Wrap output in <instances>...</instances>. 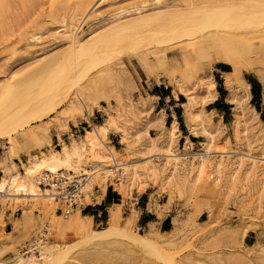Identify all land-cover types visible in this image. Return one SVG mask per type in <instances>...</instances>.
Segmentation results:
<instances>
[{
  "label": "rangeland",
  "instance_id": "1",
  "mask_svg": "<svg viewBox=\"0 0 264 264\" xmlns=\"http://www.w3.org/2000/svg\"><path fill=\"white\" fill-rule=\"evenodd\" d=\"M80 1L0 0V102L1 97L8 89L5 88L6 86L21 87L27 81L34 83L38 78L51 74L52 70L60 81L69 85L67 94L58 92L52 103L45 107L43 112L46 115L31 121L24 127L18 126L0 139V178L3 176L4 169L15 166L14 162L20 161L24 155L27 156L25 160L27 161L32 154L35 155L41 150L46 151L47 146L58 150V147L53 146L51 142L49 145L48 141V137L51 138L55 132L59 135L60 142L63 139V134L70 138L81 137L80 132L76 134L74 127L79 130L82 121L94 119L98 109L104 114V119H106L104 124H106L111 114L117 115L119 111L125 112L131 106L145 99L143 97L145 81L148 86H152L153 80L161 81L180 92L174 77L183 78L185 73L183 70L158 68L162 77L157 79L156 73L151 76L147 75L134 59L135 55L148 51L152 63L157 65L158 55L161 54L155 55V52L165 48L177 50L182 45L177 43L164 47L158 44V19L143 27L105 34L96 42L95 53L89 50L74 54L71 39L64 38L62 36L64 31L61 30L67 27L66 23H63L65 13L71 14L74 11L73 8L79 7ZM160 1L170 7L177 6L185 9L189 8V4L199 8L211 7L215 5L216 0ZM221 1L227 6L234 4L238 6L237 4L242 0ZM144 3L148 5L144 10L147 14L158 12V0H107L87 21L85 19L87 12L80 13V19L76 23L77 29L71 34L76 35L81 44H87L94 37L108 30L111 25L110 15L118 10L117 8L128 9ZM263 3L264 0H257L253 4L247 5L258 12L260 19L257 16L256 19L259 21L256 22L259 23L256 29L259 32L254 30L255 21L247 20L250 23L244 21L245 23L242 25L247 28L244 26L245 28L241 31L254 30V35L252 40L241 38L236 44L240 49H243L245 52L243 54L252 65L250 71L244 72V78L253 76L262 86L261 107L264 111V36L258 35L264 34L261 32L264 31ZM228 11L217 12L227 14ZM59 17L63 19L61 20ZM222 29L227 28L223 27ZM59 31L61 33L57 34ZM40 32L44 33L43 39L41 37L40 42L31 41L32 36ZM151 52L154 55H151ZM176 52L178 53V50ZM213 56L214 53L211 56L197 54L196 59L187 68L186 82L191 90L188 93L196 96L198 103L194 110L201 114V119L197 122L199 134L195 136L202 137L199 139L200 142L195 145L187 143L188 137L181 146L178 141L175 153L182 157L179 172L175 176L177 175L179 178L181 187L173 177L174 171L171 167L173 159L158 156V151L149 156L146 155L147 157L139 154V151L143 149L141 145L144 144V141L141 144L138 143L140 145L136 144V132L141 127V123L152 116L146 112V114L137 112L138 114L123 116L124 122L121 123V126L125 128V131L112 130L124 132L122 133L123 141H125L124 137H127L125 156H128L129 162L142 161L145 162L142 163V166L149 168V171H151L150 169L157 171L156 177H148L144 182L147 184L148 181H158L161 190L169 194L168 200H163L167 206H163L162 210L167 212L169 209L166 208H176L172 234L159 233L157 235L162 245L174 253L173 262L175 264H264V174L261 169L254 173L251 166L247 165L240 169L238 165L241 154L251 152L255 156L264 155V123L261 122L264 121V118L261 120L260 115L250 103L248 98L250 87L241 81L233 89L226 87L229 90V99L236 100L233 102V115L228 118L227 125L221 122L219 114L213 110L212 103L215 100L208 101L209 103L206 104L202 103L203 96H205L202 89L203 83L210 79L214 69L222 63L218 59V55L215 56L216 58ZM173 61L174 56L170 53L166 62L172 64ZM37 92L40 93L38 87L32 88L30 105H35L40 98L42 99V96ZM77 92L85 97L84 101L88 102V110H85L80 104ZM87 95H89L88 98ZM184 96H186L187 103L188 95ZM216 97L217 93H215V99ZM147 99L149 102L150 98ZM75 106H80V110H76ZM184 112H186L185 106ZM183 120L187 127L185 114ZM156 129L155 127L150 129V134L156 138L159 133L163 134L164 130L165 132L167 130L166 127L161 131ZM187 129L189 130L188 127ZM204 130L210 132L213 138ZM35 135H38L43 141V148H38V144L32 140ZM8 138L14 142L7 144ZM161 139L159 145L162 147L165 145L164 138ZM13 144L15 145L13 146ZM8 147L14 148V156L8 157L10 150ZM208 147H213L211 148L214 154L211 156L212 166L204 169V176H201L199 182L197 174L200 168L197 156L204 153ZM223 152H227V154H222ZM22 159L24 160V158ZM111 166L112 174L100 171V174L108 176L102 183L120 179V183H122L120 188L124 189H120V191L126 197V191L133 189L129 184L131 182L127 176L121 175L114 165ZM184 180L185 182H183ZM97 185L99 186L101 183L95 186L97 187ZM135 187L142 190L139 186ZM90 190L91 188L86 189L87 192ZM92 203L93 201L87 197L86 204ZM0 207L3 209L4 229L7 233H11L10 237L5 238L9 247L0 252V264H14L17 254L33 255L32 253L26 254V251L23 250L26 244L40 239L51 231L49 230L51 229V219L47 212L48 201L46 198L35 200L21 197L14 200L0 196ZM59 208L57 207L56 214L62 216L63 222H65L66 218L58 211ZM8 210L12 211L9 218H13V215L16 217L12 225L6 223ZM120 211L118 232L105 237L101 242L88 241L84 239L83 235L74 231H71L69 236L58 234L59 238L56 233L58 241L67 243V255L65 254L64 260L57 264H164L150 251L130 247L128 238L123 234L124 232L147 234L150 230L155 233L159 231L154 226H152L153 229L147 231L140 229L135 221L136 218L133 222H129L130 216L124 214L123 207H120ZM78 212L81 211L78 210ZM206 221L210 223L207 224ZM177 222L180 225L178 229ZM108 227L109 224L99 226L92 224L91 231L104 230ZM251 243L252 245H250ZM249 246L252 247L249 248ZM37 254L39 255V253Z\"/></svg>",
  "mask_w": 264,
  "mask_h": 264
},
{
  "label": "bare ground",
  "instance_id": "2",
  "mask_svg": "<svg viewBox=\"0 0 264 264\" xmlns=\"http://www.w3.org/2000/svg\"><path fill=\"white\" fill-rule=\"evenodd\" d=\"M106 1L107 0H81L79 7H77V5L76 9L73 8L74 11L71 14L65 13L63 23H66L67 27L61 31H64V33H62L64 38L71 39L72 52L74 54H79L83 51L90 50L92 53H95L96 42L105 34L118 30L122 31L128 28L143 27L158 19V44L164 47L165 45L173 46L177 43L180 45L182 44L179 47L177 46L178 48L176 47L178 53L176 52V49H158L159 51L154 53L155 55L161 54L158 55L157 65L152 63L148 51L135 55L134 59L141 66L142 70L147 73V75L151 76L153 73H156L157 79L162 77V73L158 71V68H162L163 70L168 68L170 70L178 69L185 72L183 78L178 79L177 77H174V79L177 89L181 92V94L188 95V101L185 104V121L192 134H199V126L197 125V122L201 119V114L196 113L194 110L198 100L196 96L188 93L191 90L188 82H186V79L188 78L187 68L192 63V61L196 59L195 56L197 54L211 56L212 53H214L213 57L218 55L217 57L222 61V63L231 66V72L225 74V86L227 88L233 89L240 81L246 84L247 87H250V84L246 81L243 75L245 71H250L252 69V65L251 62L246 59L247 57L243 54V49H240L236 43L241 38L251 39L254 35V30L258 31L256 29V27H258L257 24L259 23L256 22L259 21L256 19L258 12L247 6L250 3H255L257 0H242L237 4L238 6H235V4L233 6H227L223 4V1L216 0L214 2L215 5L211 7L199 8L198 6H192L193 4H189V8L185 9H181L177 6L170 7L166 3L158 0V12H152L149 14L144 12V10L148 7V5L145 3L143 5L133 6L132 8L128 9L117 8L118 10L115 9L116 11L112 12V15H110L109 19L111 20V25L108 30L104 33L102 32L97 37H94L89 43L81 44L78 41L76 35L71 34L72 31L77 29L76 23L80 19V13L84 14L87 12L85 18L87 21L97 13V9ZM224 10L229 11L227 14H221L220 12H217H223ZM247 20L255 21V29L241 31L246 27L245 25L244 27L242 24L247 22ZM247 23H250V21ZM223 27L227 29L221 30ZM251 28L253 29L252 26ZM61 31L57 32V34L61 33ZM43 35V32L38 34L36 33V35L32 36L31 41L40 42ZM258 35L264 36V34ZM170 53L172 56H174V61L172 64L169 63V65L167 64L166 59H168ZM154 54L151 52V55ZM50 72L52 75L48 74V76H42L34 83L24 81L26 83L21 85V87H16L15 85L5 87L8 89L1 97L0 102V139H2L8 132L12 131L13 129L15 130L18 126L24 127L31 121L42 118L44 115H46V113L43 112L45 107L52 103L53 98L58 92H65L66 94L69 92V88H67L69 85L60 81L53 70ZM34 87H38L40 89L41 94L39 92L37 93L42 96V99L40 98L37 104L30 105L29 100L32 97L31 91ZM215 88L216 82L211 76L210 79L205 81L202 86V89L205 92V96H203L202 100L203 104H206L208 101L215 100ZM86 92L88 91L86 90ZM88 96L89 95H87V98ZM249 97L250 93L248 94V98ZM77 98L85 110H88V102L86 103L84 101L85 97L77 92ZM44 99H46V101H44ZM233 102H236V100L230 99V103ZM149 106L151 107V105L148 103V99H142L140 102L136 103V105H133L130 108L128 107L129 109H127V111L124 110L125 112L119 111L117 115L111 114L106 124L101 126L93 125L92 130L88 131L84 137H73L70 139V143H67L61 139L62 150H56L53 147L48 148L46 151L41 150L39 153L33 155L27 163H23L21 166H19L16 162H14L15 166H9L8 169H4L2 171L3 176L0 178V196L14 200L20 199L21 197L35 200L46 198L48 201L47 212L49 213L51 219V229H49L51 231L49 234L44 236L45 239L39 240V242L36 244V248H33L31 251L26 253H32L33 255L25 256V254H17L15 256L16 258L14 260V264H57L62 262L67 251V243H61L58 241L59 239L57 240L55 235L56 233L57 235L60 234L63 236H69L68 234L71 231H74L83 235L84 239L88 241L101 242L105 237L111 236L112 234L118 232V225L121 218L119 206L111 211V216L108 223L109 227L104 230L92 232V219L82 216L81 212L78 211L71 215L70 218L65 217V222H63V217L56 214L57 207H60V203L55 200L54 190L50 188L44 189L41 187L42 177L45 173L58 174L61 172L75 174L76 176H88L89 184L86 186V189L91 188L92 190L96 184H102V182L106 180L108 177L106 174H112L113 168L111 165H114V167L121 172V175H125L129 178L131 182L129 183L130 187L134 188L135 186H139V188L141 187L144 189L143 187L146 185L144 180L148 177H156L157 171L154 169H150L151 171H149V168L142 166V163H145L142 161L129 162L128 156H122L114 149L108 147L107 139L112 129L125 131V128L121 126V123L124 122L123 116L125 117L128 115H134L137 112L145 113L147 112L146 108ZM75 108L76 110H80L81 107L75 106ZM164 117L165 114L162 113L161 115L149 117L143 123H141V127L136 132V144H141V142L144 141V144L142 143L141 145L143 149L142 151H139V154L145 155V157H147L146 155L149 156L158 151V156H164L167 159H173L174 162L171 164V167H173L174 171L173 177L175 180H177L179 186L181 182L178 180L179 178L177 175L175 176V174H178L179 172L182 155L176 154L175 149L179 143L178 141L180 138V133L176 121L171 126L166 128L167 130L165 132V126L163 124ZM261 122L264 123V121ZM152 127L157 128L159 131L164 130V133H159L158 137L156 138L150 134V129H152ZM206 133H208V135L211 137L213 136L208 131ZM161 138H164L165 145L162 147L159 145ZM124 139L125 141H128L127 137H124ZM7 140V144L14 142L10 138ZM32 140L38 144V148L44 147L43 141L38 135L33 136ZM187 140L188 144H193L189 138ZM48 141L50 145V137H48ZM14 145L15 144H13V146ZM12 147H8L10 149L8 151V157L15 155V151H13L14 148ZM211 148L213 147L206 148L204 153L197 156L199 158L198 164L200 168L197 174V181H199L203 175V172L205 171L204 169L208 167L210 168V166H212L211 156L213 153ZM222 154L226 155L227 152H223ZM89 163H98L99 165L90 171L85 167V165H88ZM238 163L240 169H243L244 166L249 165L253 169L254 173L256 170L261 169L264 174V155L255 156L251 152L244 153L240 155ZM100 171H105L106 174H100ZM183 182H185V180ZM120 189L122 190L123 188ZM2 214L3 209L0 207V252H3L6 247H9V245L5 242V238L10 237L11 235V233H6L4 229ZM136 216V214L131 215L129 217V222H133ZM205 223L209 224L210 222L206 221ZM176 225L178 229L180 226L179 223L177 222ZM159 233L160 232H151L150 230V232L147 234H134L132 232H124L123 234L128 238V245L130 247L134 249H146L150 251V253L154 254L155 257H157L158 260L164 264H175L173 262V259L175 258L173 257L174 253L168 251L167 247L162 245L157 237ZM163 234H172V231ZM250 247L252 246H249V248ZM37 253H39V255Z\"/></svg>",
  "mask_w": 264,
  "mask_h": 264
},
{
  "label": "crops",
  "instance_id": "3",
  "mask_svg": "<svg viewBox=\"0 0 264 264\" xmlns=\"http://www.w3.org/2000/svg\"><path fill=\"white\" fill-rule=\"evenodd\" d=\"M224 68H215L212 77L216 82V75L220 77L221 80H223V87L226 91V97L224 99V104L232 106L230 109V113L226 110V112H221L217 108H215V103L220 99L221 95L218 92V84L216 82V88L215 91L217 93V97L215 101L212 103L213 110L217 111L221 118V122L224 125H227V120L230 116H232V110L234 109L233 103H230L229 99V90L226 88L224 79L225 74L229 73L227 71H224L225 69H229L228 66L231 68L230 65L224 64ZM255 78V77H254ZM248 82V81H247ZM145 86H143L144 95L143 97L145 99L150 98L149 106L146 108V113L149 114V116H155V115H161L162 113L165 114L164 117V126L168 128L171 126L175 121L178 124V130L180 133L179 138V144H181L185 141V139L188 137L190 141L193 143V145L199 143V139L202 136H195L194 134H191L190 131L187 129L185 131L181 130L180 123H179V115L181 114V117H184V106L186 104V96L182 95L180 92H177L174 90V88L170 85H167L163 82H157L156 80L152 81V86L147 85V81H145ZM250 103L253 100V92H252V85L250 84ZM257 91H255L256 93ZM181 96L184 97L185 101L183 102L181 100ZM252 105V104H251ZM253 106V105H252ZM151 108V109H150ZM253 108L256 110V108L253 106ZM149 110V111H148ZM151 110V111H150ZM256 112L260 115L261 114L256 110ZM145 113V114H146ZM99 121H96V120ZM170 119V125H168V120ZM106 119H104V114H102L101 110H97L95 114V118L86 119L85 121H82L80 123L81 127L79 130H77L76 127H74V130L76 134L78 132L81 133V137H84L88 131L92 130L93 125L101 126L104 124ZM262 120V118H261ZM76 138H79L77 136ZM70 137H67L66 134H63V140L67 143H70ZM195 139V140H194ZM51 143L53 146L58 147V150H62V145L60 142L59 135L55 132L51 135ZM107 145L109 148L114 149L117 153H119L122 156L126 155L127 150V143L126 141H123V135L121 132H117L114 130H111L108 139H107ZM46 150H48V146L46 147ZM37 154V153H35ZM0 155H1V146H0ZM33 156V154L26 160L27 156H22L24 160L21 158L20 161L17 160V165L21 166L23 163H27L29 159ZM99 165L98 163H89L88 165H85V167L88 170L93 169ZM122 183H120V179L115 180H108L105 183H102L101 185H97V194L96 199L93 201L92 204H88V206L85 208V210L88 208L89 213L84 215V211L81 212V215L87 218L92 219L93 225H103L108 224L109 219L111 216V211L115 209L116 207H123V212L128 217L136 213V222L140 229H143L145 231L150 230L152 226L155 227L157 231L160 233H167L172 231L173 228V220L176 213V208L171 207L166 208L169 209L167 212H165L163 209V206H167L163 200L169 198V194L166 192H163L160 188V182H151L148 181L145 188L141 191L134 187L132 190L126 191V197L122 192H120V187ZM159 207V208H158ZM161 211V212H160ZM11 210H8V214H6V223L8 225H12L16 217L13 215V218H9L11 216ZM104 213L107 214V218L103 219ZM94 214V215H93ZM204 215V214H203ZM202 215V216H203ZM7 233V232H6Z\"/></svg>",
  "mask_w": 264,
  "mask_h": 264
},
{
  "label": "built area",
  "instance_id": "4",
  "mask_svg": "<svg viewBox=\"0 0 264 264\" xmlns=\"http://www.w3.org/2000/svg\"><path fill=\"white\" fill-rule=\"evenodd\" d=\"M88 184V176H76L67 172L58 174L45 173L42 177L41 187L54 190L55 200L60 203L58 211L63 216L69 217L78 210L81 212L85 210L88 206L86 204L87 197L92 201L96 199L97 187L95 186L92 190L86 192L85 189ZM44 236L40 239H45ZM40 239L29 242L24 246L23 250L27 253L36 248V244Z\"/></svg>",
  "mask_w": 264,
  "mask_h": 264
},
{
  "label": "trees",
  "instance_id": "5",
  "mask_svg": "<svg viewBox=\"0 0 264 264\" xmlns=\"http://www.w3.org/2000/svg\"><path fill=\"white\" fill-rule=\"evenodd\" d=\"M217 67L224 68L225 65L218 64ZM228 68L229 69H225L224 71L231 72L232 68H230L229 66H228ZM246 81H248V83L252 85V92H253L254 96H253V100H252L251 104L261 114V118L263 120L264 111L262 110V107H261V105H262V86H261L260 82L256 78H254L253 76H247L246 77ZM216 82L218 84V92L220 93L221 97L215 103L214 107L217 108L221 112H226V110H227L228 113H230V111H231L230 109L232 108V106L224 104V99H225L227 94H226V91L224 90V87H223V80H221L220 77L216 75ZM255 91H257V92L255 93ZM181 100L183 102L185 101L183 96H181ZM179 123H180L181 130L185 131L186 127H185V124H184V120L181 117V114L179 115ZM168 125H170V119L168 120ZM88 213H89V210L87 208L86 210H84V215H86ZM105 218H107V214L106 213H104V215H103V219H105ZM250 245H252V243Z\"/></svg>",
  "mask_w": 264,
  "mask_h": 264
}]
</instances>
